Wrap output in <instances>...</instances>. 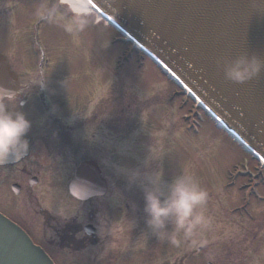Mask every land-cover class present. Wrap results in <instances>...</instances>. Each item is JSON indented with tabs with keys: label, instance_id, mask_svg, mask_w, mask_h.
Returning <instances> with one entry per match:
<instances>
[{
	"label": "flooded vegetation",
	"instance_id": "flooded-vegetation-1",
	"mask_svg": "<svg viewBox=\"0 0 264 264\" xmlns=\"http://www.w3.org/2000/svg\"><path fill=\"white\" fill-rule=\"evenodd\" d=\"M42 1L0 0V53L18 78L15 91L1 98L0 104H10L7 109L14 112L19 103L18 110L31 122L24 137L27 152L0 163V213L19 225L55 264H130L126 260L142 247L147 255L157 254L153 264H171L172 257L167 258L170 247L164 242L166 237L171 243L170 234H163L160 243L162 236L146 223L147 214L137 220L139 216L126 212L129 206L124 210L123 204L129 200L124 182L135 187L134 201L144 203L150 178L159 175L161 187L167 190L169 181L164 179L169 175L156 170L153 163L136 164L138 168L125 171L132 163L124 161L123 139L136 138L129 136L134 132L116 130L118 125L108 118L107 107L101 106L108 92L105 82L93 89L74 81L54 83L48 77L54 58L58 61L61 57L55 52L58 45L44 43L45 38L53 37V17L80 20L87 16L58 3L50 11ZM120 68L115 67L117 72L104 78L112 82L109 86L118 91L116 97L122 101ZM61 70L63 73L55 74L63 81L78 74L70 68L69 72ZM179 107L182 109L181 102ZM181 118L186 121L187 117L182 113ZM139 155L146 156L143 150ZM88 161L93 162L88 168L95 167L94 181L86 170L76 180L77 169ZM177 172L175 167V176ZM2 202L12 208H4ZM183 251L180 248V255ZM185 256L179 264H188ZM193 261L203 264L199 258Z\"/></svg>",
	"mask_w": 264,
	"mask_h": 264
},
{
	"label": "rangeland",
	"instance_id": "rangeland-1",
	"mask_svg": "<svg viewBox=\"0 0 264 264\" xmlns=\"http://www.w3.org/2000/svg\"><path fill=\"white\" fill-rule=\"evenodd\" d=\"M42 2L50 11L57 3L64 5L61 0ZM84 13L80 14L87 16L80 18L87 21L83 31L78 30L80 20L76 18L53 17V37L47 41L45 38L44 43L58 45L55 52L61 57L58 61L57 57L54 58L48 77L54 83L74 81L84 88L92 86L93 89L101 81L106 83L103 86L108 92L101 106L107 107L108 118L118 125L116 130L124 134L134 132L129 136L136 138L127 139L126 136L123 139L124 161L132 163L131 166L126 165V172L138 168L136 164L153 163L156 170L161 169L160 172L165 171L169 175V179H164L169 181V185L177 176L186 175L207 194L203 204L194 209L193 216L182 227L169 222L167 233L171 243L163 236L159 241L163 244L164 239L170 247L167 258L172 257L171 264H179L185 255L188 264H195L193 260L198 258L203 260V264L207 261L212 264H264V199H258L259 195L264 197V168L187 95L172 96L173 92L179 91L177 86L165 78L149 58L125 41L118 31L109 25L95 23L93 14ZM69 25L72 26L71 32L67 30ZM129 55V60L124 61L118 71L122 76L123 95L119 101L116 97L118 91L110 87L111 81L104 77L105 74L108 77L114 75L118 59ZM69 68L78 73L73 80L58 79L55 73L62 72L61 69L69 72ZM96 73L100 79L94 75ZM142 110L144 116L141 118ZM182 113L195 121L197 131L189 128L190 121H184ZM142 150L146 155L144 158L139 155ZM107 158L111 160L109 152ZM175 167L179 169L176 176ZM124 184L123 191L129 195V200L123 203L124 210L128 205L126 212L138 215L137 220L141 221L140 216L147 214L142 209L145 200L144 203L135 202L132 198L135 187ZM245 200L248 203L243 209ZM2 205L8 210L12 208L9 203L2 202ZM196 216L202 217L201 222H194ZM180 248L184 249L181 255ZM199 249L201 253H198ZM145 250L142 247L126 261L130 264H153L157 254L147 255Z\"/></svg>",
	"mask_w": 264,
	"mask_h": 264
},
{
	"label": "water",
	"instance_id": "water-1",
	"mask_svg": "<svg viewBox=\"0 0 264 264\" xmlns=\"http://www.w3.org/2000/svg\"><path fill=\"white\" fill-rule=\"evenodd\" d=\"M85 1L161 61L221 120L222 128L264 161V72L237 84L225 79L217 63L242 54L264 57V11L254 7L257 0H113L112 6L109 0ZM17 84L0 53V99L12 95ZM89 163L79 166L76 180L86 170L94 181L95 167L88 168ZM0 264L54 263L0 213Z\"/></svg>",
	"mask_w": 264,
	"mask_h": 264
},
{
	"label": "clouds",
	"instance_id": "clouds-1",
	"mask_svg": "<svg viewBox=\"0 0 264 264\" xmlns=\"http://www.w3.org/2000/svg\"><path fill=\"white\" fill-rule=\"evenodd\" d=\"M110 6L113 0H109ZM258 10L264 11V2L257 0L254 4ZM87 27L86 20L77 24L79 31ZM72 31V26H67ZM224 72V77L233 83L243 84L264 72V57L253 54H242L233 60L219 59L217 61ZM10 104H0V162L10 158L16 159L28 150V141L25 134L31 128V122L26 115L18 110L17 103L14 112L7 111ZM160 176L150 178V187H145V212L148 225L162 236L167 232L169 222L177 227L193 216L194 209L198 208L206 199V192L191 177L177 176L164 190L160 184ZM202 217L196 216L195 223L201 222Z\"/></svg>",
	"mask_w": 264,
	"mask_h": 264
},
{
	"label": "bare ground",
	"instance_id": "bare-ground-1",
	"mask_svg": "<svg viewBox=\"0 0 264 264\" xmlns=\"http://www.w3.org/2000/svg\"><path fill=\"white\" fill-rule=\"evenodd\" d=\"M64 3L68 4L76 12H84L88 8L84 0H62Z\"/></svg>",
	"mask_w": 264,
	"mask_h": 264
}]
</instances>
